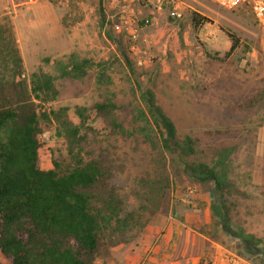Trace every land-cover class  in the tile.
<instances>
[{
	"label": "rangeland",
	"instance_id": "374dc122",
	"mask_svg": "<svg viewBox=\"0 0 264 264\" xmlns=\"http://www.w3.org/2000/svg\"><path fill=\"white\" fill-rule=\"evenodd\" d=\"M179 1L174 10L167 0H0V21L13 26L27 76L38 70L57 74L54 61L70 53L93 60L85 77L57 78L52 106H67L77 123L75 106H86V125L94 129L88 141L95 136L103 146H116V183L127 209L136 207L130 191L158 151L138 130L151 131L147 120H134L146 112L145 90L153 91L172 119L177 138L194 139L191 159L212 163L221 148L230 149L228 192L221 197L213 184L172 176L168 196L146 225L119 236L108 258L96 264H150L152 247L164 243L166 224L172 238L179 234L193 249V264H210L211 254L221 250L240 263L264 264V27L248 6ZM196 16L206 20L196 26ZM146 17L148 24L138 25ZM124 28L137 29L136 37ZM229 34L238 39L230 52ZM107 100L120 107L118 118L128 133H114L94 110L95 103ZM215 129L228 132L209 133ZM43 138L40 165L49 169L53 160L67 157L66 143L54 125Z\"/></svg>",
	"mask_w": 264,
	"mask_h": 264
},
{
	"label": "trees",
	"instance_id": "16d2710c",
	"mask_svg": "<svg viewBox=\"0 0 264 264\" xmlns=\"http://www.w3.org/2000/svg\"><path fill=\"white\" fill-rule=\"evenodd\" d=\"M101 17L111 24L104 14ZM202 20L196 16L194 24ZM229 37L230 52L238 39ZM54 63L57 74L38 70L27 76L13 26L8 19L0 21V264H96L97 259H107L119 236L132 227L143 228L155 214L169 194L172 176L213 184L221 197L229 191L225 161L230 149L221 148L212 163L191 159L194 139L177 138L174 122L147 89L142 93L146 112L134 120H147L151 131L144 126L138 130L158 151L153 166L130 191L136 207L127 209L116 183V146H103L95 136L88 141L94 129L86 125V106H75L78 123L67 106H52L59 93L57 78L81 79L93 60L70 53ZM93 108L114 133H128L113 100ZM52 125L65 139L67 157L43 169L39 150L45 144L44 130Z\"/></svg>",
	"mask_w": 264,
	"mask_h": 264
},
{
	"label": "crops",
	"instance_id": "0c3cea01",
	"mask_svg": "<svg viewBox=\"0 0 264 264\" xmlns=\"http://www.w3.org/2000/svg\"><path fill=\"white\" fill-rule=\"evenodd\" d=\"M171 225H165L166 233L164 243L161 245H154L151 249L152 256L150 258V264H193L196 261V254L193 253V249L188 245H183L184 237L176 234L175 238H172ZM174 226V225H173ZM174 239H176L174 241ZM176 242V243H175ZM198 256V255H197ZM195 257V258H194ZM216 257V252L212 253L209 257L210 260ZM219 264V263H210ZM247 264V263H239Z\"/></svg>",
	"mask_w": 264,
	"mask_h": 264
},
{
	"label": "built area",
	"instance_id": "2783aa9c",
	"mask_svg": "<svg viewBox=\"0 0 264 264\" xmlns=\"http://www.w3.org/2000/svg\"><path fill=\"white\" fill-rule=\"evenodd\" d=\"M113 2H117L120 0H111ZM171 3L172 8L174 10H177L181 7V1L179 0H167ZM218 5L227 8L232 9L239 6H248L250 10L252 11L253 15L255 16V19L259 22V24L264 27V0H213ZM142 21L144 24H148L150 21L149 18H144L142 20H137L136 22L139 25V22ZM125 23H128V21H125ZM115 29H120V24L116 23L114 25ZM124 30L131 35V38L134 39L136 37V31L137 29L130 30L129 28H124ZM209 35L212 34L211 31L207 32ZM213 35V34H212ZM212 263H219V264H239V258L227 251V250H221L216 255V257L213 259Z\"/></svg>",
	"mask_w": 264,
	"mask_h": 264
}]
</instances>
